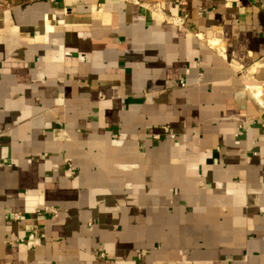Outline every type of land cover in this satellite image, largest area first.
<instances>
[{
  "label": "crops",
  "instance_id": "0c3cea01",
  "mask_svg": "<svg viewBox=\"0 0 264 264\" xmlns=\"http://www.w3.org/2000/svg\"><path fill=\"white\" fill-rule=\"evenodd\" d=\"M137 1L0 0V264H264V9Z\"/></svg>",
  "mask_w": 264,
  "mask_h": 264
},
{
  "label": "built area",
  "instance_id": "2783aa9c",
  "mask_svg": "<svg viewBox=\"0 0 264 264\" xmlns=\"http://www.w3.org/2000/svg\"><path fill=\"white\" fill-rule=\"evenodd\" d=\"M28 1H40V0H28ZM44 1L54 2L56 0H44ZM62 1H64V0H62ZM122 1L138 2L137 0H122ZM251 1L253 3H255V4H257L260 8L264 9V0H251ZM225 4L227 6H232V5L233 6H239L240 5V2H239V0H225ZM153 10L155 12H157V14H159L161 16H164L163 12L161 11V9L158 6H154L153 7ZM171 21L177 23L176 22V19H171ZM178 22L180 23L181 20L178 21ZM213 46L216 47L215 50L218 52L219 56H221L223 59H226L227 58L226 50H225V48L223 46H218L217 44H215ZM180 84H181V86H184L185 85L183 79L180 80ZM262 97H263V93H262V90L261 89H256L253 92L254 101H255V103L259 107H262L263 106ZM164 132H165L166 135H168L169 137L173 138V134L170 133L168 131V129H164ZM3 165H4V163L3 162H0V166H3ZM69 170H71V166H69ZM51 213L52 214H56L57 213V210L56 209H51ZM7 219L14 220V221H18V220L21 219V215H19L18 213H13L10 216L8 215L7 216ZM41 238H44V233L40 232L37 229H33L32 231H30L27 234V236L25 238L23 237V238L18 239L16 241V243L17 244H20L23 247H27L29 244L33 245L35 242H37ZM100 255L103 256L102 253Z\"/></svg>",
  "mask_w": 264,
  "mask_h": 264
}]
</instances>
